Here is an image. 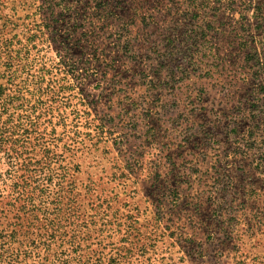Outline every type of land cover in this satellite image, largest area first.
Returning <instances> with one entry per match:
<instances>
[{
	"label": "rangeland",
	"instance_id": "rangeland-1",
	"mask_svg": "<svg viewBox=\"0 0 264 264\" xmlns=\"http://www.w3.org/2000/svg\"><path fill=\"white\" fill-rule=\"evenodd\" d=\"M0 264H264V0H0Z\"/></svg>",
	"mask_w": 264,
	"mask_h": 264
},
{
	"label": "trees",
	"instance_id": "trees-1",
	"mask_svg": "<svg viewBox=\"0 0 264 264\" xmlns=\"http://www.w3.org/2000/svg\"><path fill=\"white\" fill-rule=\"evenodd\" d=\"M0 143H5V139L4 138L0 139Z\"/></svg>",
	"mask_w": 264,
	"mask_h": 264
}]
</instances>
